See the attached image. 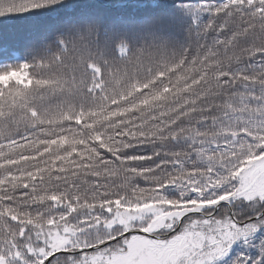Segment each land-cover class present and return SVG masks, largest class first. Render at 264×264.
<instances>
[{"label":"snow or ice","instance_id":"snow-or-ice-1","mask_svg":"<svg viewBox=\"0 0 264 264\" xmlns=\"http://www.w3.org/2000/svg\"><path fill=\"white\" fill-rule=\"evenodd\" d=\"M0 264H264V0H0Z\"/></svg>","mask_w":264,"mask_h":264},{"label":"trees","instance_id":"trees-1","mask_svg":"<svg viewBox=\"0 0 264 264\" xmlns=\"http://www.w3.org/2000/svg\"><path fill=\"white\" fill-rule=\"evenodd\" d=\"M61 14H63L62 12H61ZM37 21H33V20H24V21H22V23H26V24H30V23H36Z\"/></svg>","mask_w":264,"mask_h":264}]
</instances>
